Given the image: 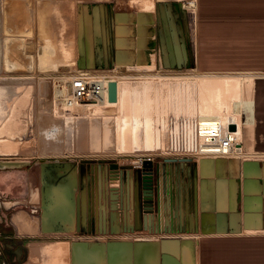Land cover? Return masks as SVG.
<instances>
[{"label":"crops","instance_id":"0c3cea01","mask_svg":"<svg viewBox=\"0 0 264 264\" xmlns=\"http://www.w3.org/2000/svg\"><path fill=\"white\" fill-rule=\"evenodd\" d=\"M139 1H84L77 42L81 67L109 70L153 62L205 73H254L252 140L240 142V155L204 154L184 162L163 156L157 213L144 212L158 231L151 236H135L131 205L120 213L102 201L108 190L96 169H89L75 189L77 199L85 198L79 227L45 225L42 167L38 182L28 173L9 197L14 219L4 223L8 207L0 210V258L6 264H32L31 256L39 258L41 252H28L24 261L23 249L56 239L70 242L69 264H264V0H195L193 10L184 9L182 0H152L150 10ZM49 171V177L55 175ZM110 213H116L117 223ZM81 242L85 245L77 247Z\"/></svg>","mask_w":264,"mask_h":264},{"label":"rangeland","instance_id":"374dc122","mask_svg":"<svg viewBox=\"0 0 264 264\" xmlns=\"http://www.w3.org/2000/svg\"><path fill=\"white\" fill-rule=\"evenodd\" d=\"M84 1L85 0H4V18H6V20L4 19V23L6 21L5 24L7 26H12L10 28H14V32L18 30H20V32L21 30L25 31L24 36H27L25 37L27 43L25 48L26 53L35 55V65L33 69L22 67L7 71L0 65V78L1 76L9 77L10 75L11 78L15 77V79L21 78V76L25 78L28 77V79L33 77L32 83L29 84L31 86L29 87L28 93L21 91L18 99L12 105V109L7 115L0 119V139H7L16 144L13 143L14 149L5 150L3 146L4 140L0 141V199L2 202L5 201L3 206L8 207L5 211V215L2 217L4 223L10 220L11 217L13 219L15 217V215H13L15 210L14 207H9V197L16 195L17 188L24 185V180L28 173L30 175L32 174L34 182H38L37 174L41 167L44 175L41 197L44 199L42 200L43 205L41 204L40 216H42V212L45 210L44 208L48 204L53 203H48V199L46 200L49 191L54 189V186L58 184V181L64 174H73L74 171L69 169V166L76 170L77 190L81 187L82 176L89 172V166L92 165L93 170H100L101 187L106 186L108 190V198L102 201H106L111 210L119 211L120 213L125 210V207L128 209L130 205L132 206L131 208H133V199L135 198L134 191L135 193L136 191L139 192L138 203L141 213L144 214L145 212V210H143V203L145 200H143L142 180L147 177L145 171L148 169L143 166L142 161L145 158L147 159V156L151 157L152 162L150 169L153 171V175H150V178L155 185H153V188L157 185L156 188L158 189L160 173L159 162L163 157L162 147L165 143L164 134L161 133L162 144L154 149H145L142 144H133L130 142V139H128L126 145L122 146L119 144L116 131L114 116L116 107L113 106L112 108L110 106V109L108 108L110 113L108 114L93 116H90L92 114H89V112L81 115L78 112H71L63 109V105H61L63 96L60 94L59 90L63 87L62 84L68 83V79L66 78L68 75L67 72L89 70L91 74L107 73L110 74L111 77H119L123 85L127 84L128 87L135 86V83L138 84V81H141L145 77L150 78V76L151 78L154 76L152 78L153 81H158L161 76V79L164 80L165 76H191L203 73L193 69L192 66L173 69L154 66V69L151 70H137L130 66L131 68L129 69L114 68V73L108 70L81 67L77 55V42L80 35V9L82 4L85 3ZM144 1L140 0L139 2ZM183 1L185 0H182V2ZM25 7L27 9H25ZM191 14L193 13L189 10V19L192 26L193 16ZM26 16L27 18L24 19ZM27 20L28 22H26ZM41 27L44 31L43 35L40 31ZM48 41L51 42L52 46H59L56 48V52L58 51L57 57L56 52H48V48L46 47ZM79 42L81 47L80 39ZM62 44L69 48L68 51L70 56L66 58H64V54L60 52ZM26 53L20 51V58L24 62L26 60L25 63L29 61ZM52 60H55V63L45 70L39 68L38 65L40 61L47 63ZM66 61H69V64ZM157 77L158 79H156ZM66 90L68 91V86ZM54 108L55 110H53ZM57 108L59 109L57 110ZM105 108H107V106ZM78 109L80 110L81 107ZM112 111L113 114H111ZM67 112H70L73 117L71 116L72 118H68L66 122V117L64 115ZM76 114L78 116L80 115V118L75 116ZM167 115L181 114H172L168 111L166 116ZM84 122L86 123L85 125H83ZM55 123L59 126V132H57L58 130L55 131L52 129ZM68 129L69 131H67ZM161 131L163 132V130ZM111 164H116V167H112ZM58 169H61V171H57ZM45 170L47 172L46 174ZM49 170L54 171L55 175L49 177L47 175L51 174ZM93 184H95L94 179L92 180V185ZM89 185L91 187L90 181ZM129 191L131 192L130 203L128 202ZM114 194H116V196ZM91 195L94 199L92 200L94 204L95 195L94 193ZM34 197L37 198L36 191H34ZM82 201L85 202V198L82 197L81 202ZM21 206L24 208L25 201L21 203ZM151 213L155 216L156 211ZM113 218L115 223H117L116 213H113ZM108 220L109 223L112 221L110 215L108 216ZM141 226H143L142 223ZM153 229L154 228L147 222L146 228H135V236L154 235L158 231L155 232ZM57 240L59 239L47 242L51 243ZM60 240L68 241L64 239ZM47 242L41 241L37 244H40L39 246H44V243ZM28 252H32L30 246L29 248L23 249L20 259L24 261L27 260ZM43 256L44 255L41 257ZM41 257L38 258L33 256V259L31 258V263L45 264L42 260L47 261V259H42Z\"/></svg>","mask_w":264,"mask_h":264},{"label":"bare ground","instance_id":"6f19581e","mask_svg":"<svg viewBox=\"0 0 264 264\" xmlns=\"http://www.w3.org/2000/svg\"><path fill=\"white\" fill-rule=\"evenodd\" d=\"M183 2L185 7L191 10L195 8V0H187V1L185 0ZM3 6H4V0H0V61H1L0 65L4 70L7 71L16 70L22 67L33 69L35 65V55L32 53H26L25 48L27 43L25 37L27 36H24L25 31L21 30V32L23 33H21L20 30L14 32L15 31V30L13 31L14 28H10L12 26H7L5 24L6 21L4 23V19L6 20V18H4L5 11ZM141 8L144 10L152 9L153 1L152 0L144 1ZM25 9L27 8L25 7ZM26 18L27 16L24 19ZM26 22H28V20ZM40 31L43 35L44 31L42 27L40 28ZM46 47L48 48V52H56L57 50L56 48H58L59 46L58 47L52 46L51 42L48 41ZM68 49L69 48H67L63 44L61 45V49H60L61 51L60 50L59 51L64 54L65 56L64 58L70 56ZM20 51L27 54L29 58L28 59L29 61L27 63H25L26 60L24 62L20 58ZM57 52H56V57H57ZM54 63L55 60H52L47 63H43L40 61L38 66L41 70H45ZM154 65L155 64L153 62L151 64L142 63V64H135V66H132V68L137 70L139 69L151 70L154 69ZM125 68L129 69L131 67L127 66ZM254 75H255L254 73H250V72L249 73L246 72L204 73L203 72L202 74L191 75V76L190 75L165 76L164 80L161 79L162 76L161 77L158 76L159 77L158 81H153L152 78L154 76H152V78L150 76L151 79L149 77H145L141 81H138V84L135 83V86L132 87L130 86L128 87L127 84L123 85L119 77H113L112 79L115 80L117 83V99L115 101L108 100L107 98L108 92L106 89V91L98 95V98L96 99L97 101L76 106L73 108V110L71 109V112H78L81 115L86 112H89V114L90 113L92 114L90 116L105 115L110 113L109 110L110 106L112 108L113 106L116 107L115 108L116 111L114 110L116 131H117L119 144L122 146L127 144L128 139H130V142H132L133 144L136 145L142 144V146H144L145 149H154L155 147L161 145L162 144L161 133L164 134V132L161 131L162 130L161 127L163 126V121L165 118L164 116H166L168 111H170L172 114L174 113L181 115L183 114L189 116L191 115L196 116L205 126L214 127L217 124H220L223 127V129L228 131H233V135L236 136V140L238 142L246 141L247 143V141L249 142L252 140L249 137V135L252 132V127L255 120L253 113L254 112L253 111L254 110L253 107ZM158 77L156 79H158ZM21 78L20 77L16 79L15 77L11 78V75L9 77L1 76L0 119L1 117L7 115V113L12 109V105L18 99L21 91L28 93L30 89L29 87L31 86L29 84L32 83L33 77H30V79H28V77L25 78L24 76L23 77L21 76ZM91 80L96 81V83L98 84H101V82L106 81L104 78L91 79ZM62 86L63 87L59 91L60 94L64 97L65 95H67L66 89L68 84H64V85L62 84ZM106 106L107 108H105ZM79 107H81L80 110L78 109ZM58 109L59 108H57V110ZM53 110H55V108ZM111 114H113V111L111 112ZM64 116L66 117V122H67V119L70 118L72 115L70 112H67ZM75 116L78 115L76 114ZM57 123H55L56 125L54 124L52 129L55 131L58 130L57 132H59V128H58L59 126H57ZM85 124L86 123L84 122L83 125ZM67 131H69V129ZM1 140L4 139L1 138L0 141ZM13 143L14 142L5 139L3 143L4 149L5 150L14 149L15 143L14 144ZM57 171H61V169H58ZM46 173L47 172L45 170V174ZM75 183H76V178L74 172L73 174L70 173V175L64 174L58 181V184L54 186V189H51L49 191L46 200L48 199V203L49 202H53V203L48 204L47 205L48 207L46 206L44 208L45 210H43L42 212L41 218L45 225L53 227L58 223L61 226L69 227L73 224L75 220V216L73 211L74 205H73L72 197H73V189L75 187ZM134 195H136L135 191H134ZM78 201L80 202L81 199L80 200L78 199ZM41 204L43 205V202H41ZM74 204H76V202ZM81 204H84V201H82ZM133 205H134L133 218L135 222L141 220L142 223L144 221L145 223H147V218L144 216V214H141L140 206L138 201L136 200V196L133 199ZM112 217H113V213H112ZM18 222L16 223L17 224L21 223ZM23 226L25 225H22V227ZM172 242L174 244H177L178 241L173 240ZM47 243H44L45 244L44 246L37 245V247H33L32 248L33 254L34 252H39L38 255H40L41 252V254L44 255L43 257L45 258L41 257L42 255H40V257L42 259H47V261L42 260L43 262H45V264L46 262L47 264H69L67 255L69 252L70 243L68 241H63L59 239L57 241H53L51 243L47 242ZM156 243L157 242H154V244ZM84 245L85 242H81L76 246L79 247Z\"/></svg>","mask_w":264,"mask_h":264},{"label":"built area","instance_id":"2783aa9c","mask_svg":"<svg viewBox=\"0 0 264 264\" xmlns=\"http://www.w3.org/2000/svg\"><path fill=\"white\" fill-rule=\"evenodd\" d=\"M108 71L115 72L114 69ZM67 73L68 91L62 98V105L63 109L68 111L76 106L97 101L98 95L106 91L108 82L113 80L110 74H91L89 70ZM100 78L106 81L98 84L91 80ZM162 130L165 138L162 153L165 157L196 159L204 154H244L243 147L236 140L233 131L223 129L220 124L214 127L205 126L196 116L167 115ZM147 158L151 159L150 156ZM0 201L2 210L4 206L1 199Z\"/></svg>","mask_w":264,"mask_h":264},{"label":"water","instance_id":"95a60500","mask_svg":"<svg viewBox=\"0 0 264 264\" xmlns=\"http://www.w3.org/2000/svg\"><path fill=\"white\" fill-rule=\"evenodd\" d=\"M107 98L109 101H115L117 99V83L115 80H110L108 82V85H107ZM165 160L167 161H170V162H175V161H190L191 158L189 157H181V158H175V157H166ZM69 164V163H68ZM142 164L143 166L147 167V171H145V175L147 177H145L143 180H142V193H143V196H145V194H149L151 191H152V187H153V182L150 178V175H147V174H150L151 173V159L150 158H145L143 159L142 161ZM112 167H116V164H111ZM76 178V177H75ZM77 187V181H76V184H75V187L73 189V205H74V208H73V211H74V216H75V220L73 222V224L71 225V227H73L74 224H76V228L79 227L80 225V222L84 221L83 219H85V215L83 213V209L81 208L82 206L80 205V202L78 201L77 197H75V189ZM41 189H42V185H41ZM43 198L41 197L40 199V209H41V202H42ZM78 201V202H77ZM76 202V204H74ZM134 206V205H133ZM152 206H151V203L150 201H145L143 203V209L151 212L152 211ZM158 218H159V213H158ZM134 223H135V220H134ZM143 226L140 225H137V224H134L132 230H135L136 229H139L141 227H144L146 228L147 226V223H145V221L142 223ZM60 227H63V228H67V227H64V226H61ZM0 264H1V259H0Z\"/></svg>","mask_w":264,"mask_h":264},{"label":"flooded vegetation","instance_id":"af4514ba","mask_svg":"<svg viewBox=\"0 0 264 264\" xmlns=\"http://www.w3.org/2000/svg\"><path fill=\"white\" fill-rule=\"evenodd\" d=\"M184 2H182V4H183ZM183 7H184V9H185V6H184V4H183ZM188 15V14H187ZM90 165V164H89ZM88 165V166H89ZM89 169H93V166L91 165V166H89ZM152 172L153 171H151V173L150 174H147V175H153L152 174ZM158 182H159V180H158ZM153 185H154V183H153ZM155 186V185H154ZM156 187H157V185H156ZM153 188L152 187V191L149 193V194H145V196H143L144 198H143V200H145V201H150V203H151V206H152V211L151 212H154V211H156V213H157V210H158V206H159V195H158V190H157V188ZM156 189V190H155ZM136 197H137V201L139 202V192L138 191H136V195H135ZM156 199V200H155ZM154 200H155V202H154ZM0 203H1V201H0ZM135 224H137V225H139V224H141V223H139V221H137V222H135ZM94 230V228H92L91 227V229H90V231H93ZM4 252H12V251H4ZM1 259V264H6V262L2 259V258H0Z\"/></svg>","mask_w":264,"mask_h":264}]
</instances>
